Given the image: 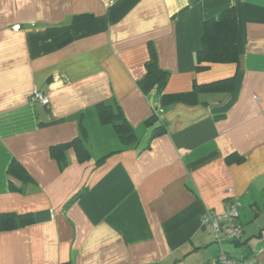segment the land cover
Segmentation results:
<instances>
[{
  "label": "crops",
  "instance_id": "0c3cea01",
  "mask_svg": "<svg viewBox=\"0 0 264 264\" xmlns=\"http://www.w3.org/2000/svg\"><path fill=\"white\" fill-rule=\"evenodd\" d=\"M229 7L239 62L200 64ZM236 197L223 247L246 257L264 245V0H0V213L33 218L0 230V264H207L202 214Z\"/></svg>",
  "mask_w": 264,
  "mask_h": 264
},
{
  "label": "trees",
  "instance_id": "16d2710c",
  "mask_svg": "<svg viewBox=\"0 0 264 264\" xmlns=\"http://www.w3.org/2000/svg\"><path fill=\"white\" fill-rule=\"evenodd\" d=\"M197 59L200 64L203 62H239L238 19L233 7L226 8L205 20L202 47L197 52ZM204 67L206 65H200L199 68ZM164 82L165 80H163L162 84ZM99 109L102 119L111 121L125 142H131L135 139V134L130 129V125L123 117L121 111L113 114L109 113L107 105L102 103L99 105ZM10 171L25 180L31 178L19 163L13 162L10 166ZM32 221L33 218L30 213L2 212L0 213V230L19 228Z\"/></svg>",
  "mask_w": 264,
  "mask_h": 264
},
{
  "label": "built area",
  "instance_id": "2783aa9c",
  "mask_svg": "<svg viewBox=\"0 0 264 264\" xmlns=\"http://www.w3.org/2000/svg\"><path fill=\"white\" fill-rule=\"evenodd\" d=\"M32 100L43 104L49 102L48 96L39 89L34 91ZM240 206L241 201L236 197L225 202L224 210H207L202 214V222L211 225L214 239L219 245L218 256L207 264H261L259 253L264 250V245L251 247L246 257L230 256L223 247L226 240H239L243 234V227L238 222Z\"/></svg>",
  "mask_w": 264,
  "mask_h": 264
}]
</instances>
